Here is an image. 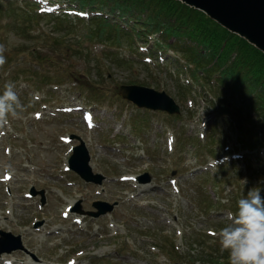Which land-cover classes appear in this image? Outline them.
I'll return each mask as SVG.
<instances>
[{
    "label": "rangeland",
    "instance_id": "rangeland-1",
    "mask_svg": "<svg viewBox=\"0 0 264 264\" xmlns=\"http://www.w3.org/2000/svg\"><path fill=\"white\" fill-rule=\"evenodd\" d=\"M29 1L0 0V93L12 81L25 105L0 128V230L21 235L26 250L2 256L28 264H210L203 248L216 249V233L231 222L238 200L252 188L264 195V150L258 159L240 146L227 126L231 115L219 107L227 98L183 71L177 49L149 53L150 37L114 52L85 40L90 26L74 12L48 13L33 2L41 16L27 23ZM76 47L83 54L74 55ZM37 50L60 67L27 62L38 60ZM18 69L31 75L14 80ZM132 84L165 91L180 114L123 99L120 86ZM86 111L94 127L85 124ZM78 138L92 172L105 177L101 184L67 170ZM95 202L115 205L93 217L87 213Z\"/></svg>",
    "mask_w": 264,
    "mask_h": 264
},
{
    "label": "trees",
    "instance_id": "trees-1",
    "mask_svg": "<svg viewBox=\"0 0 264 264\" xmlns=\"http://www.w3.org/2000/svg\"><path fill=\"white\" fill-rule=\"evenodd\" d=\"M65 1L76 9L92 13L87 20L78 17L81 22L90 26L85 37L89 42L103 43L106 49L116 47L114 52H117L118 48H123L124 42L132 47L138 39L146 42L148 38L153 37L154 42L149 53L158 50L166 53L169 48L175 51L177 49L182 57H178L174 62L185 67L186 69L181 67L183 71L189 70L195 81L216 92L218 97L227 98L228 104H219L221 111H227L232 117L227 126L236 129L234 132L242 148L257 153L258 159L264 160V157L260 156L264 149L263 52L244 38L228 31L202 11L179 0ZM32 3L26 2V6L32 8ZM33 9L29 11L31 15H28L27 23L34 22L41 16ZM11 11L15 12L17 9L12 7ZM122 20L132 24H125ZM33 30L35 29L28 28L29 36ZM110 45L114 46L108 47ZM76 48L72 51L74 55L83 54L80 47ZM33 53L38 60L27 61L30 64L38 65L42 69L46 66L60 67L57 59L48 55L49 52L41 53L37 50ZM111 55H116V60L123 64H129L131 61L119 59L117 53ZM183 61V64L180 63ZM26 72L28 71L22 69L14 71L13 79L18 80L21 74L26 78L31 75ZM28 79L35 81L37 87L42 85L37 77ZM215 141L211 135L209 143ZM222 143L225 144L224 140ZM236 210L237 205L233 208V214ZM215 244L216 249L208 248L210 252L203 248L204 255L210 259V264H228V253H219L220 244ZM165 252L167 253V250ZM173 254H176L175 251ZM167 255L173 256L170 252Z\"/></svg>",
    "mask_w": 264,
    "mask_h": 264
},
{
    "label": "water",
    "instance_id": "water-1",
    "mask_svg": "<svg viewBox=\"0 0 264 264\" xmlns=\"http://www.w3.org/2000/svg\"><path fill=\"white\" fill-rule=\"evenodd\" d=\"M182 3L198 9L218 24L244 38L248 43L264 53V0H179ZM120 95L137 105L139 108H148L154 111H166L168 114H179L180 107L176 101L165 91H157L153 88L141 85H121ZM90 156L82 140L74 147L69 159L70 167L87 182L100 184L104 176L93 173L89 164ZM145 178L140 177V180ZM148 180L149 178L146 177ZM37 194L36 191H32ZM44 203V191H40ZM95 212L90 215L98 217L113 210L115 204L95 202ZM0 255L10 253L13 250L22 249L20 236L0 231ZM13 241V242H11ZM13 243V244H12Z\"/></svg>",
    "mask_w": 264,
    "mask_h": 264
},
{
    "label": "clouds",
    "instance_id": "clouds-1",
    "mask_svg": "<svg viewBox=\"0 0 264 264\" xmlns=\"http://www.w3.org/2000/svg\"><path fill=\"white\" fill-rule=\"evenodd\" d=\"M6 48L0 44V66L6 63ZM25 111L16 84L7 81L0 93V128ZM259 189L248 190L237 202L231 222L219 230L221 252L228 253V264H264V195Z\"/></svg>",
    "mask_w": 264,
    "mask_h": 264
},
{
    "label": "bare ground",
    "instance_id": "bare-ground-1",
    "mask_svg": "<svg viewBox=\"0 0 264 264\" xmlns=\"http://www.w3.org/2000/svg\"><path fill=\"white\" fill-rule=\"evenodd\" d=\"M43 1H45V0H43ZM92 124H93V126L95 125L93 122H92ZM143 191H145V190H143ZM6 260L7 261H11V260H13V259H11V258H7V257H4V256H1L0 257V264H2V263H6ZM30 263L32 264L33 262L32 261H30Z\"/></svg>",
    "mask_w": 264,
    "mask_h": 264
}]
</instances>
